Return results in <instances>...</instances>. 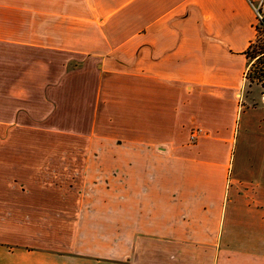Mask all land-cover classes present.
Listing matches in <instances>:
<instances>
[{
	"label": "crops",
	"instance_id": "crops-1",
	"mask_svg": "<svg viewBox=\"0 0 264 264\" xmlns=\"http://www.w3.org/2000/svg\"><path fill=\"white\" fill-rule=\"evenodd\" d=\"M261 2L0 0V111L82 79L92 126L129 130L88 154L75 206L0 185V264H264V141L248 125L233 155ZM43 50L80 67L51 84Z\"/></svg>",
	"mask_w": 264,
	"mask_h": 264
},
{
	"label": "rangeland",
	"instance_id": "rangeland-1",
	"mask_svg": "<svg viewBox=\"0 0 264 264\" xmlns=\"http://www.w3.org/2000/svg\"><path fill=\"white\" fill-rule=\"evenodd\" d=\"M256 8L263 17L264 0ZM258 24L261 26L259 21ZM26 53L28 63L36 53L32 48H27ZM68 58V54L42 51L41 59L50 62L51 84H59L67 71L80 67L79 60H73L74 63L67 65ZM81 82L74 79L71 84L69 81V93L72 95L60 97V103L47 98L34 86H30L25 99H9L10 111H0V119L15 121L9 125L0 122V185L24 186L27 195L39 191L42 201L50 200L52 207L58 205L65 208L66 203L67 206H75L81 197L85 199L90 196L88 187L93 184V180L87 175L94 162L87 160L88 154L101 151L100 143L103 140L127 141L129 130L98 126V117L93 127L92 114L87 105V101L91 100L82 95ZM118 85L119 82H113L109 89L119 91L121 87ZM243 94L247 100L238 121V144L233 153L235 158L244 152L254 151V147L240 146L242 132L249 133L246 128L248 125L251 128L248 134L251 144L264 141V108L249 106V103L263 99V89L257 82H246ZM22 109L25 113H18V121L17 111ZM109 178L113 179H106ZM64 208L61 209L63 212ZM51 211L56 213L55 209Z\"/></svg>",
	"mask_w": 264,
	"mask_h": 264
},
{
	"label": "trees",
	"instance_id": "trees-1",
	"mask_svg": "<svg viewBox=\"0 0 264 264\" xmlns=\"http://www.w3.org/2000/svg\"><path fill=\"white\" fill-rule=\"evenodd\" d=\"M258 21L261 26L257 24V36L246 51L249 60V69L247 72V82L252 84L257 82L263 89L264 93V16Z\"/></svg>",
	"mask_w": 264,
	"mask_h": 264
},
{
	"label": "built area",
	"instance_id": "built-area-1",
	"mask_svg": "<svg viewBox=\"0 0 264 264\" xmlns=\"http://www.w3.org/2000/svg\"><path fill=\"white\" fill-rule=\"evenodd\" d=\"M258 16H259L260 18H262V16L260 15L259 12H258ZM198 132H199V130H196V131L192 134V137H193V138H196V137L198 136Z\"/></svg>",
	"mask_w": 264,
	"mask_h": 264
}]
</instances>
